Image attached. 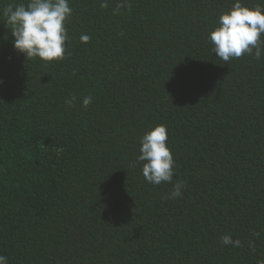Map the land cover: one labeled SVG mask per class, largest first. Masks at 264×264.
<instances>
[{
	"label": "trees",
	"instance_id": "1",
	"mask_svg": "<svg viewBox=\"0 0 264 264\" xmlns=\"http://www.w3.org/2000/svg\"><path fill=\"white\" fill-rule=\"evenodd\" d=\"M28 2L0 0L8 264L264 261V53L224 62L208 40L234 0H68L65 56L50 62L13 46L3 9ZM158 124L175 174L153 185L137 157Z\"/></svg>",
	"mask_w": 264,
	"mask_h": 264
},
{
	"label": "clouds",
	"instance_id": "2",
	"mask_svg": "<svg viewBox=\"0 0 264 264\" xmlns=\"http://www.w3.org/2000/svg\"><path fill=\"white\" fill-rule=\"evenodd\" d=\"M101 7H107V3H101ZM71 13L68 0H29L27 4L7 5L2 15L10 26L14 37L13 46L17 51L27 58L50 62L62 60L65 56L66 42L69 40L65 21ZM262 34L264 0L254 7L246 6L242 0H234L231 8L219 15L217 26L208 33V40L213 45L216 57L224 62L245 54L260 59L264 53ZM90 39L87 34L80 36L82 43H87ZM91 102V96L83 99L84 106ZM167 140V128L163 124L150 128L140 138V155L137 161L142 162V175L150 184L160 185L173 180L175 161ZM183 187L182 183L177 182L169 198L181 197ZM221 243L236 247L240 245L239 240L234 241L227 234L221 237ZM0 264H8L6 255H0ZM259 264H264V261Z\"/></svg>",
	"mask_w": 264,
	"mask_h": 264
}]
</instances>
